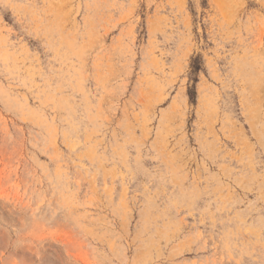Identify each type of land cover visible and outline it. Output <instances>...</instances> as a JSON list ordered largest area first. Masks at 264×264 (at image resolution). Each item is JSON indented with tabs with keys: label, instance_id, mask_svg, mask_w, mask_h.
Masks as SVG:
<instances>
[{
	"label": "rangeland",
	"instance_id": "obj_1",
	"mask_svg": "<svg viewBox=\"0 0 264 264\" xmlns=\"http://www.w3.org/2000/svg\"><path fill=\"white\" fill-rule=\"evenodd\" d=\"M0 264H264V0H0Z\"/></svg>",
	"mask_w": 264,
	"mask_h": 264
},
{
	"label": "trees",
	"instance_id": "obj_2",
	"mask_svg": "<svg viewBox=\"0 0 264 264\" xmlns=\"http://www.w3.org/2000/svg\"><path fill=\"white\" fill-rule=\"evenodd\" d=\"M192 69H193V73H196V72H198L200 70L199 66L195 64V61L192 64ZM194 81H196V80H194ZM189 95H190V99L192 101H195L196 91H195L194 87L189 91Z\"/></svg>",
	"mask_w": 264,
	"mask_h": 264
}]
</instances>
